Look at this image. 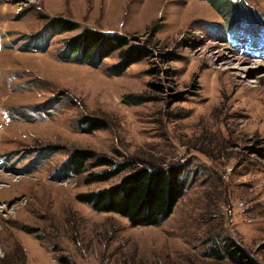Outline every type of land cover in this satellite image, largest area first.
Listing matches in <instances>:
<instances>
[{
  "label": "rangeland",
  "instance_id": "374dc122",
  "mask_svg": "<svg viewBox=\"0 0 264 264\" xmlns=\"http://www.w3.org/2000/svg\"><path fill=\"white\" fill-rule=\"evenodd\" d=\"M235 1L228 29L208 0H0V264H264V0ZM53 17L77 27L40 35ZM87 28L127 43L76 61ZM134 44L144 57L107 73ZM76 148L184 162L186 191L159 225L97 211L77 195L128 169L63 175Z\"/></svg>",
  "mask_w": 264,
  "mask_h": 264
},
{
  "label": "trees",
  "instance_id": "16d2710c",
  "mask_svg": "<svg viewBox=\"0 0 264 264\" xmlns=\"http://www.w3.org/2000/svg\"><path fill=\"white\" fill-rule=\"evenodd\" d=\"M208 1L224 15L228 29L237 25L238 14L243 8L240 3L235 0ZM76 27L77 24L71 19L53 17L47 30L41 32L40 35L50 34L52 30L60 32ZM245 28L247 31H252L248 27ZM126 43V37L120 33H106L98 29L87 28L69 41V49L78 53L77 57L73 58L76 61H88L93 65H98L104 57L120 49ZM120 54L121 60L109 65L106 68L107 73L120 74L145 55L144 50L136 44L121 49ZM126 100L137 102L142 101L143 98L141 95L130 94L127 95ZM84 119L89 130L107 126L104 119L96 116H86ZM88 164L91 166L107 165L108 167L100 171H89L85 177L87 182L106 180L128 169L118 182L107 187L80 192L77 197L97 211L118 212L126 216L133 225L161 224L171 215L176 203L187 188V180L183 178L186 169L184 162L150 163V165L136 164L133 159L115 162L111 157L98 155L88 148H76L72 151L62 163V173L63 175L81 174ZM227 251L235 257L234 249ZM212 253L219 255L220 250H213ZM62 261L67 264L65 260L62 259Z\"/></svg>",
  "mask_w": 264,
  "mask_h": 264
}]
</instances>
